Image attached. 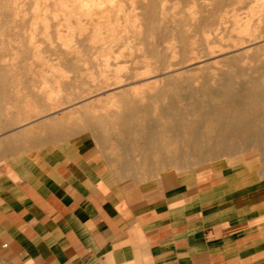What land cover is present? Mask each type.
Wrapping results in <instances>:
<instances>
[{"label": "crops", "instance_id": "crops-1", "mask_svg": "<svg viewBox=\"0 0 264 264\" xmlns=\"http://www.w3.org/2000/svg\"><path fill=\"white\" fill-rule=\"evenodd\" d=\"M95 91L0 83V264H264L254 210L227 183L133 176L137 122Z\"/></svg>", "mask_w": 264, "mask_h": 264}, {"label": "rangeland", "instance_id": "rangeland-1", "mask_svg": "<svg viewBox=\"0 0 264 264\" xmlns=\"http://www.w3.org/2000/svg\"><path fill=\"white\" fill-rule=\"evenodd\" d=\"M233 68H264V0H0V83L79 79L95 94L113 92L122 117L137 122L128 132L139 145L129 155L135 178L202 170L228 184L233 203L253 208L262 238L264 169L254 146L198 161H171L169 147L152 153L156 108L171 93L165 80L190 73L214 86Z\"/></svg>", "mask_w": 264, "mask_h": 264}, {"label": "bare ground", "instance_id": "bare-ground-1", "mask_svg": "<svg viewBox=\"0 0 264 264\" xmlns=\"http://www.w3.org/2000/svg\"><path fill=\"white\" fill-rule=\"evenodd\" d=\"M219 77L214 86L207 80L195 84L198 77L190 73L165 80L171 93L156 108L152 153L163 155L169 147L171 161H198L254 146L264 169V68H233ZM148 131L143 127L144 140Z\"/></svg>", "mask_w": 264, "mask_h": 264}]
</instances>
